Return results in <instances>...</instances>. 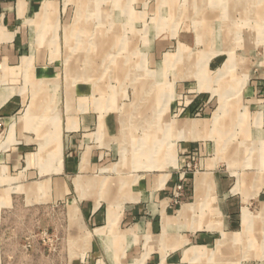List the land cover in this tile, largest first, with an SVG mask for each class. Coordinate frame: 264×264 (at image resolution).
Instances as JSON below:
<instances>
[{
    "label": "crops",
    "instance_id": "1",
    "mask_svg": "<svg viewBox=\"0 0 264 264\" xmlns=\"http://www.w3.org/2000/svg\"><path fill=\"white\" fill-rule=\"evenodd\" d=\"M85 2L87 14L100 13L103 21L112 9L116 24L131 17L126 6L131 0H0V264H249L235 250L251 243L250 233H261L264 243V224H256L252 216L257 211L264 217V190L234 194L232 183L227 184L231 176H219L216 163L204 158L209 147L197 135L203 119H191L201 108L198 101L181 108L183 119L176 116L179 123L172 138L169 120L161 136L155 131L145 136L142 125L149 124L147 119H132L113 101L91 107L88 85L96 84L100 73L92 63L94 51L85 50L82 38L73 48V30L81 28ZM201 2L213 8L203 17ZM255 2L192 1L195 17L207 21L216 18L213 11L219 6L224 20L264 19V7L246 9ZM78 3L81 16L71 27ZM105 3L113 6L111 11L102 8ZM116 24L110 30L120 32ZM109 41L102 37L103 44ZM74 49L86 51L87 70L59 79L63 64L57 54ZM129 51L134 53L133 48ZM182 52L184 46L179 57L169 55L159 63L161 75L165 68H176ZM111 67L115 72L117 66ZM209 113L206 109L205 115ZM139 124L142 143L133 148L151 149L144 159H134L130 151L137 139L131 128ZM171 147L177 150L172 161ZM262 148L249 160L261 171ZM159 149L165 150L162 156ZM193 165L198 170L191 178ZM181 179L183 190L176 203ZM198 180L202 188L197 193ZM212 200L218 209L212 208ZM185 207L189 210L182 214ZM199 208L221 212L224 224L189 222ZM44 235L59 237L60 243L48 249L41 243Z\"/></svg>",
    "mask_w": 264,
    "mask_h": 264
},
{
    "label": "rangeland",
    "instance_id": "2",
    "mask_svg": "<svg viewBox=\"0 0 264 264\" xmlns=\"http://www.w3.org/2000/svg\"><path fill=\"white\" fill-rule=\"evenodd\" d=\"M192 1L131 0L130 4H126L131 9V17L127 15L131 19L122 18L117 24L112 19L113 6L110 3L102 5L107 11L112 9L107 20L103 21L100 13L87 14L85 2L81 28L73 30L71 27L77 25L82 11V3L76 4L75 19L69 28L74 33L73 48L76 49V41L82 38L85 50L90 48L94 51L91 56H95L96 61L92 63L97 65L96 69L100 72L95 77L96 84L93 81L88 85L92 90L88 103L91 107H101V104L105 106L110 104L108 101H113L117 108L128 110L132 119H147L149 124L142 125L145 136L152 131L161 136V130L169 120L172 138L179 123L176 116H181V108L193 100L200 102L201 108L190 118L203 119L197 135L201 143H207L209 147L204 158L216 163L215 169L219 176H231L227 184L232 183L234 194L261 193L264 190V165L260 167L263 169L261 171L256 165L249 164V160H255L260 148L264 147V19L235 17L234 20H224L221 16L222 6H219L213 11L216 18L198 20L197 8ZM255 1V4L246 6L249 12L254 7H264V0H261L260 5L257 4L259 0ZM98 4L101 7V3ZM200 5L201 17L206 15L203 12L208 13L213 9L204 7L203 3ZM115 24L120 32L110 30ZM104 35L110 44L101 42ZM113 39H116V43ZM98 45L101 51L97 50ZM183 46L184 57L176 68H165L161 75L159 63L169 55L173 59L179 57ZM131 48L134 53L129 51ZM75 49L57 54L63 64L58 72L59 79L69 80L71 73L87 70L86 51L82 53ZM135 64L136 68H129ZM113 65L117 66V72L109 68ZM151 76L154 79L145 78ZM248 89H252L253 95L246 98ZM58 92H61L60 89ZM224 101H227L226 108L221 111ZM206 109L210 110L209 116L205 115ZM140 124L131 128V135L137 138L130 143L131 156L136 154L134 159H144L151 152V149L133 148V145L142 143L139 140L142 131ZM255 137H258L257 141H253ZM253 149L255 152L250 156ZM173 150L172 147L169 149L171 161L173 157L177 159V150ZM164 151L159 149L161 156ZM189 168L193 178L198 169L194 165ZM213 187L216 188L215 185ZM211 203L212 208H219L216 200ZM240 216L238 213V219ZM252 216L256 218V224H264V217L258 216L257 211H253ZM190 220L193 224H224L221 212H208L200 208L189 216ZM48 235H44L41 240L48 249L60 243L59 237L54 240ZM248 238L251 243L237 246L235 253L238 257L244 255L249 264H264L263 235L259 232L250 233Z\"/></svg>",
    "mask_w": 264,
    "mask_h": 264
},
{
    "label": "built area",
    "instance_id": "3",
    "mask_svg": "<svg viewBox=\"0 0 264 264\" xmlns=\"http://www.w3.org/2000/svg\"><path fill=\"white\" fill-rule=\"evenodd\" d=\"M200 114H197V116H199ZM183 179V178H182ZM181 182L179 184L176 185L175 188V194H174V199L176 203H179V198L181 197V191L183 190V182Z\"/></svg>",
    "mask_w": 264,
    "mask_h": 264
},
{
    "label": "bare ground",
    "instance_id": "4",
    "mask_svg": "<svg viewBox=\"0 0 264 264\" xmlns=\"http://www.w3.org/2000/svg\"><path fill=\"white\" fill-rule=\"evenodd\" d=\"M231 59V58H230ZM232 60V59H231ZM234 61V60H233ZM200 188H202V186H201V181L200 180H198L197 181V186H196V190H197V193L199 192V190H200ZM188 207H185L184 208V211H183V213L182 214H184L185 212H186V210H189V209H187ZM191 210V209H190ZM250 218L247 216V215H245V220L246 221H248Z\"/></svg>",
    "mask_w": 264,
    "mask_h": 264
}]
</instances>
